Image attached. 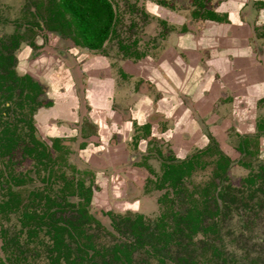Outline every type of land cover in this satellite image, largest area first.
Returning <instances> with one entry per match:
<instances>
[{"label":"flooded vegetation","instance_id":"obj_1","mask_svg":"<svg viewBox=\"0 0 264 264\" xmlns=\"http://www.w3.org/2000/svg\"><path fill=\"white\" fill-rule=\"evenodd\" d=\"M7 1L0 0V24H13L15 28L11 35H0V57H5L4 63H1L2 59H0V125H3V129H0V156L6 153L13 154L15 149L20 147L22 154L26 158L31 159L34 165L25 172L17 170L13 164L9 168L0 169V180L2 184H6V188H3V185L0 187V213L4 214L20 210L22 212L21 221L25 227L29 228V242H32L34 240L33 237L38 236L43 230L50 239L51 244L48 245L47 250L52 255L53 260L59 262L61 259H64L68 264H95L96 260L102 256L100 264H117L112 252L116 247L133 249L131 253L133 260L132 256L137 249L145 248L149 251V248L154 243L155 234L160 231V222L165 223L166 229L171 230L173 235L166 245H164V240L156 243L157 251L170 248L173 243L178 241V238L193 243L192 240L183 234L184 231L177 233L174 213L185 215L195 200L201 201L206 198L213 214H204V224H211L205 223L209 218L220 217L224 203L226 204L225 197L227 191L232 187L230 184L228 185V181L230 168L234 164L230 156L224 151L221 141L202 117L198 106L194 103L192 107H187L199 136L194 137V141L193 139L190 140L189 144L185 145L183 143L182 150L180 151L183 156L180 158L181 160L176 159L178 158V154L174 158L169 156L163 162L164 175L167 164L193 160L194 168L183 180L180 189L173 188L168 183L164 187H159L158 185L162 183L163 175L155 179L150 178L149 181L154 184L156 189L161 190L165 187L170 189L159 197V202L163 204V209L157 219L150 223L146 220L144 214L140 212L132 214V216L124 214L126 216H121V220L127 225L128 233L131 235L130 238L117 242L105 250H100L94 243L93 231L101 221L89 209L95 193L99 189L102 191L103 187L97 181L95 169L106 166H112L116 171L122 167L125 169L132 168V166L128 165L130 160L128 159L130 156L128 148H131L129 141L133 140L136 148L146 149V146L143 144L147 141V138L157 137V134L154 132V125L149 122L151 120L145 119L140 121L139 117H136L135 111L137 110V105L140 104L143 111H148L145 112L146 118H152L153 115H157V118H159L160 112V106L158 104L155 106V102L159 100V97L155 99V97L147 95L151 103L143 105L145 95H138L123 100V98L114 97L113 92L118 86L119 81L128 82L130 78L143 79L144 83L146 82L145 84H153L154 88V82L152 79H149L152 74L146 71L147 68L153 69V66L147 65L145 60L148 59V62L152 61L153 63L159 60V57L153 59L148 54V51H140L133 47V43H124L120 40L119 44L123 57L121 58L122 62L118 66V70L115 71L117 64L114 65L110 53L105 52V44L113 36L118 20L117 12L111 0L108 1L113 7L115 17L111 32L101 48L83 46L75 39V36L78 40L80 39L76 33L68 35L62 30H51L48 27L49 19L47 16V10L53 4L51 0H33L32 3L26 0V3L23 5L19 4L18 11L20 15L15 18H10L9 10L14 7L12 5L17 4V1H10L11 5L6 4L9 3ZM245 1L243 8L248 5L250 0ZM152 3L153 5L157 4V6L161 5L165 9L174 10L177 13H187V16L195 20V22L204 20H216L221 21V23L231 22L228 11L221 10V14L216 12L213 0H186V4L182 2L179 4L176 0H154ZM251 3L256 17L253 20V30L250 28V44L254 57L263 67L264 61L261 56L264 55V0H251ZM163 11L165 10L162 9ZM151 12L153 16L162 20V28L165 32L160 34V40H162L161 43L164 42L163 46H167L169 44L167 40H169L170 32L174 31L176 26L170 24V21L162 19L160 8ZM66 16L67 19H71L69 15ZM182 27L187 29L189 26L186 23ZM43 31L46 34H42ZM46 36L48 38L49 36H56L66 41L73 40V45H71L75 49L69 48L68 50L69 54L74 56L79 63L80 68L77 69L78 72H75L62 59H59L60 55H54L55 58H52L46 53L41 52L31 57L33 49H41L39 39H46ZM22 43L26 45L21 48ZM76 46H83L95 51L94 54H88L91 59L98 58L94 62V65H92L93 68H83L79 55L73 52V50L77 49ZM162 49L161 45L155 47L156 52ZM160 53L159 51L157 52L159 56ZM62 54L64 53L61 52ZM82 70L86 73L84 77L85 82L82 84L84 98L87 101L89 111L88 115L83 118V121L78 123V126L76 125L74 128H71L69 119L66 122L64 121L68 118L64 119V109H69L66 106H68L67 104L71 105L73 98L80 101L79 96L76 95L72 98V96L64 95L63 98L59 97V99L55 100L51 98L43 100L42 95L47 97L46 87L54 82L61 85L65 89V92L67 89V94H71L72 90L70 91L69 89L77 88V77L78 74L83 73ZM2 73H5V75ZM262 80L264 84V75ZM15 89L18 90L20 97L19 102H17L19 106L22 109L26 107L30 109V118L27 120L19 115H17V119L13 120L15 114L5 111V109L7 111L10 109L13 100L12 93ZM227 99L229 97L221 100L225 101ZM2 101H4V105H1ZM182 102L186 105L185 100H182ZM262 104H264V85L262 95L255 100V113L248 123L249 128L237 126L233 117H226L228 114L221 118V132L232 130L239 137L236 148L243 156L239 159V163L245 167L252 168V164L243 160V158H255L258 151L264 148V114L260 111ZM49 114L59 118L58 121L63 120L64 124L63 126H59V123H56L54 126L52 125L60 133L49 132L50 134L46 135L48 139H46L45 136L42 137L39 133L40 127L44 126V121H48L47 119L50 118L49 116L45 117ZM227 118L229 119L226 120ZM17 121L26 123V129H23L24 125H20ZM67 122L69 125H67ZM166 126L167 123L165 124ZM46 129L48 131V128ZM135 136L136 139L134 138ZM47 140H50V142ZM72 142L74 143L73 146L71 145ZM193 148L197 150L189 154ZM206 155H215L217 158L210 162L204 160ZM72 156H76L81 160L85 169L81 168L80 163L77 164L75 161L70 162V157ZM100 156H105V160L100 158ZM224 159H228L229 161L226 172H222L221 169V161L224 162ZM124 162H126L127 166ZM210 163L216 165L214 179L204 186H197L189 190L186 186V180L191 178L195 170L205 168ZM138 164L136 163V165ZM140 166L147 165L140 164ZM259 166L261 171H264V165ZM40 167L43 168L45 174L41 178L42 183L38 185L35 183V175L40 174L38 170ZM147 168L149 167L147 166ZM65 169H70L72 174L68 175ZM260 173L258 172L255 176L246 178L245 181L251 184L255 183L257 178H260L262 175ZM87 177L89 178V184L86 181ZM135 177H137L136 174ZM54 181L61 184H59L60 187L57 190V194L53 193L54 188L52 187H54ZM221 191H223L222 196ZM125 193L126 191L121 187L114 194H119L123 197ZM108 194L109 192H107V196ZM88 196H90V201L86 199ZM219 197L223 200V205L221 206L218 202ZM116 198L118 199V196ZM214 204L215 207H212ZM217 209H219L218 212ZM135 210L134 208L129 211ZM106 214L113 215L112 210L107 209ZM136 221L146 227L139 226L142 232L141 235L134 232L133 224ZM181 228H184L183 225H181ZM5 233V228L1 226L0 234L3 237L4 248L8 244H14L19 248L20 241L17 238L13 239L12 242L8 241L4 237ZM56 234H58L60 239L61 249L55 248L54 237ZM197 238L204 240L205 237H200L199 235L195 239ZM147 239L148 242H146ZM40 242L45 244L43 241ZM98 251L105 255L98 254ZM106 255L108 257H105ZM18 260L19 263H22L20 256ZM133 263L136 264L134 260ZM0 264L6 263L0 258Z\"/></svg>","mask_w":264,"mask_h":264},{"label":"rangeland","instance_id":"obj_2","mask_svg":"<svg viewBox=\"0 0 264 264\" xmlns=\"http://www.w3.org/2000/svg\"><path fill=\"white\" fill-rule=\"evenodd\" d=\"M10 1L12 0H8L7 2L9 3L6 4L11 5ZM14 1H17V4L12 5L14 7L9 10L10 18L19 16V4L23 5L26 3V0ZM29 1L32 3L33 0ZM111 1L117 12L118 20L115 25L113 36L105 44V52L110 53L114 65L117 64L115 66V71L118 70V66L122 62L121 58L123 57L119 44L120 40L124 43H133V47L140 51H148V54L151 55L153 59H156L155 57L158 58L159 54H157V52H162L163 49L166 48V46H163L164 42L161 43L162 40H160V34L165 31L162 28V20L153 16L151 12L156 10V5L152 3L154 0ZM176 1L179 4H181V2L186 4V0ZM14 28L15 26L13 24H0V35H11ZM42 34H46V32L43 31ZM39 43L41 44V49H33L31 57L41 52L46 53L52 58H55L54 55H60L59 59H62L70 68L78 72L77 69L80 68L79 63L74 56L69 54L68 50L69 48H74L72 47L73 40L66 41L56 36H49V38L46 36V39H39ZM25 45V43H22L21 48ZM157 45H161L163 49L156 52L155 47ZM76 47L77 49L75 51L73 50V52L79 55L80 60H82L81 65H83V68H91L98 58L91 59L88 54H94L95 51L89 50L83 46ZM61 52L65 55H61ZM145 62L147 65L153 64L152 61L148 62V59H146ZM82 72L83 73L78 74L77 77V88L69 89L70 91L72 90L71 94H67V89L65 92V89H63L61 85L54 82L46 87L47 97L42 95L43 100L50 98L55 100L59 99V97L63 98L64 95L72 96V98L76 95L79 96L80 101L73 98L71 105L66 103L68 105L66 107L69 109H64V119L68 117L64 121L66 122L69 119L71 128H74L76 125L78 126V123L83 121V118L88 115L89 111L87 101H85L84 98L82 84L85 82L84 77L86 73L83 70ZM2 74L5 75V73ZM113 93L114 97L123 98V100L138 95L143 96L144 94L151 95L155 97V99L159 97L154 91L153 84H145L143 79L138 80L130 78L128 82L119 81ZM12 97L13 100L10 109L8 111L5 109V111L15 114L13 120L17 119V115L23 117V119L26 118V120L30 118V109L28 107L22 109L17 103L20 100L18 90H14ZM1 105H4V101L1 102ZM260 111L264 114V104L261 105ZM48 116L50 118L47 119L48 121H44V126L40 127L39 133L42 137L45 136L46 139H48L46 135L52 132H58L52 125L54 126L56 123H59V126H63L64 124L63 120L58 121L59 118L53 117V115L49 114L45 117L47 118ZM149 122L152 125L160 124L158 126L159 129H162L163 126L165 127L167 123V121L161 118L158 119L157 115H153ZM236 122L235 119V123ZM17 123L24 125L23 129H26V123L23 121H17ZM69 123L67 122V125H69ZM46 128H48V131H46ZM0 129H3V125H0ZM231 132L232 130H224L221 132V145L224 146V151L230 156L234 163L230 168L228 181V185L230 184L232 187L227 191L225 197L226 204L224 203L221 216L209 218L205 221V223L216 224L217 232L209 233L208 236H205L204 240L197 238L193 243L178 238L176 243H173L170 248L168 247L163 251H148L145 248L137 249L132 256L136 264H165L160 257H163L167 262H177L182 259L192 260V258H195L197 261L199 260L201 264H264V171H261L259 166L264 165V148L258 151L255 158H243V160L252 164V168L245 167L239 163V159L243 157L236 148L239 137L236 133ZM134 138L136 139V136ZM156 138H147V141L143 144L146 146V149L136 148L133 140L129 141L131 148H128L130 151L128 159L130 160L129 163H127L134 169H125L122 167L116 171L112 166L95 169L97 181L102 184L103 187L102 191L99 189V191L95 193L89 209L92 213L96 214L97 218L101 221L93 231L94 243L100 250H105L117 242L122 240L125 241L127 238H130L131 235L128 233L127 225L121 220V216H126L124 214L132 216V214L140 212L144 214L147 221L152 223L161 213L163 204L159 202V197L170 189L168 187L161 190L156 189L149 179L162 177L164 168L163 162L166 161L169 156L174 158L179 154L176 159L181 160L180 158L183 156L180 151L182 150L183 141L175 137L165 140L160 138L159 135H157ZM47 141L50 142V140ZM176 143L178 146H175ZM71 145L73 146L74 143L72 142ZM196 150V148L191 149L189 154ZM100 158L105 160V156H100ZM215 158H217L215 155H206L204 160L211 162L215 160ZM74 161L77 164L80 163L79 165L82 166L81 168L85 169L81 160L76 156L70 157V162ZM124 163L126 164V162ZM136 163L139 164L136 165ZM12 164L16 166L17 170H23L25 172L34 165V162L26 158L19 147L15 149L13 154L6 153L0 156V169L9 168ZM140 164H146L149 168H147V166H140ZM215 166L214 163H210L205 168H198L195 170L191 178L186 180L188 189L192 190L197 186H204L214 179ZM41 167L38 169L40 174L35 175V183L38 185L42 183L41 178L45 174ZM65 170L68 175L72 174L70 169ZM258 172H261L260 175H262L260 178H257L255 183L251 184L245 181L246 178L253 177ZM135 174L137 177H135ZM86 181L87 184H89L88 177ZM59 184L60 183H55L54 181V187H52L54 188V194H57V190L61 185ZM2 185L3 188H6V184H2L0 180V187ZM121 187L126 191L123 197L119 194H114L118 191V188ZM107 192H109L108 196ZM117 196L118 199L116 198ZM218 202L220 206L223 205V200H221L220 197L218 198ZM212 207H215V204ZM129 208H135L136 210L129 211ZM107 209L112 210L113 215H107ZM21 216L22 212L20 210L4 214L0 213V229L1 226L5 228V239L12 242L13 239L17 238L20 241V247H22L17 248L14 244H8L6 248H4L3 237L0 234V258L3 259L6 264H68L64 259H61L59 262L53 260L52 255H50L47 250L51 242L46 232L43 230L38 236L33 237L34 240L32 242H29V228L23 225ZM200 237L203 236L200 235ZM40 241H43L45 244ZM146 242H148V239ZM22 253H24V255H22ZM19 256L22 258V263H19ZM102 257H99L95 264H100ZM105 257H108V255Z\"/></svg>","mask_w":264,"mask_h":264},{"label":"crops","instance_id":"obj_3","mask_svg":"<svg viewBox=\"0 0 264 264\" xmlns=\"http://www.w3.org/2000/svg\"><path fill=\"white\" fill-rule=\"evenodd\" d=\"M213 2L217 13L229 12L231 22H195L187 13L156 4V9L165 10L161 13L162 19L176 28L170 32L169 44L160 53L159 60L153 62V69H146L152 74L148 78L154 82V91L159 96L155 102V106H160L158 119L168 121L165 128L159 129L160 124L153 128L159 137L180 138L185 145L199 136L187 106L192 107L194 103L198 106L221 141V118L228 114L226 117L236 119L237 126L248 127L255 113V100L263 93L264 66L254 57L250 44V30L256 17L251 0L245 8V0ZM186 23L187 29L182 27ZM261 58L264 61V55ZM144 95L143 105L151 103ZM135 112L140 121L151 120L146 118L148 111H143L140 104Z\"/></svg>","mask_w":264,"mask_h":264},{"label":"trees","instance_id":"obj_4","mask_svg":"<svg viewBox=\"0 0 264 264\" xmlns=\"http://www.w3.org/2000/svg\"><path fill=\"white\" fill-rule=\"evenodd\" d=\"M51 2H53V4L47 10L49 19L48 27L51 30H62L68 35L76 33L80 39L78 40L76 36L75 39L83 46H88L90 48L102 47L111 32L115 17L113 7L108 0H51ZM66 15H70L71 19H67ZM0 59H2L1 63H4L5 57L1 56ZM228 163V159H224V162L221 161L222 172H226ZM193 168L194 162L192 159L181 163L167 164L162 183L158 186L164 187V185L168 183L169 186L179 190L183 180L190 174ZM222 194L223 191H221V196ZM86 199L90 201V196ZM218 211L219 209H217V212ZM205 213L213 214L208 206V199L206 198L201 201L198 199L195 200L193 205L188 208L185 215L174 213L177 233L184 231L183 234L192 241L199 235L205 237L211 232L216 233V224H204ZM159 224L161 227L160 231L155 234L154 243L149 250H156V243L163 240L165 242L164 245H166L172 238L173 233L171 230L166 229L165 223L160 222ZM181 225H183L184 228H181ZM139 226L145 227L142 223L136 221L133 224V229L135 233L141 235L142 232ZM54 238L55 248L61 249L58 234H56ZM132 250L133 249L127 247H116L112 250L113 258L117 264H134L131 258ZM99 253L100 251H98V254ZM100 254L105 255L104 253ZM160 259L165 264H201L200 261H197L195 258H192V260L182 259L183 261L179 260L177 262H167L163 257H160Z\"/></svg>","mask_w":264,"mask_h":264}]
</instances>
